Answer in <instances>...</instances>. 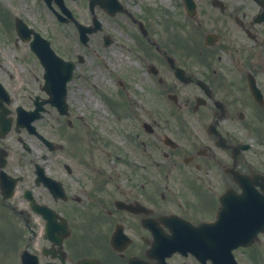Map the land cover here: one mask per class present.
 Instances as JSON below:
<instances>
[{
  "label": "flooded vegetation",
  "instance_id": "af4514ba",
  "mask_svg": "<svg viewBox=\"0 0 264 264\" xmlns=\"http://www.w3.org/2000/svg\"><path fill=\"white\" fill-rule=\"evenodd\" d=\"M48 2L0 0V10L16 42L18 18L28 38L36 30L77 59L56 49ZM93 2L97 48H145L141 78L174 110L163 124L131 122L134 156L102 155L108 135L71 108L81 88L72 93L68 82L53 100L29 40L26 59L15 48L0 61V264H217L230 252L239 264H262L264 0ZM85 15L73 13L87 26ZM88 69L91 83L124 101L127 66Z\"/></svg>",
  "mask_w": 264,
  "mask_h": 264
},
{
  "label": "rangeland",
  "instance_id": "374dc122",
  "mask_svg": "<svg viewBox=\"0 0 264 264\" xmlns=\"http://www.w3.org/2000/svg\"><path fill=\"white\" fill-rule=\"evenodd\" d=\"M68 5L70 8H73L76 12H79V15L82 16V19H87L88 17L85 15V12L82 7V3H80L78 0H67ZM38 10V9H37ZM39 13H46V11H43L42 9L39 8L38 10ZM78 14V13H77ZM2 18H5L4 21V30L2 29V24L1 20ZM44 22L46 20L53 22V19H51L50 16L43 17ZM46 19V20H45ZM8 17H6V14L4 11L0 10V36L1 34L8 35L10 39L13 38L14 33H12L9 28H8ZM51 35H53V38L55 39V42L57 45H55L56 49L62 54H66L67 52H70V50H75L76 53H79L82 48H80L78 45V41L76 39V32L72 28L68 27H62V26H52V32ZM55 35V37H54ZM97 39V40H96ZM8 40V39H7ZM5 40V38H2L0 40V61L4 60L6 61L9 59L10 54L16 55L15 48H19L18 50L20 51V54L17 52V56L26 59L27 58V52L25 48H27L26 44H17L16 47L12 46L10 42ZM75 40H76V45H75ZM128 41V40H127ZM98 43V38L94 36L89 41V44L94 46ZM101 49V48H100ZM94 50L97 52V55L94 53ZM10 52V53H9ZM84 54L85 58V63L82 65V68L80 67L78 70H76V78L70 83L71 86V92L73 93L72 90H76V88H81V90H76L75 93L79 94V100H74L73 98L70 99L71 101V108L72 110L76 113H80L83 116L84 125L87 127L90 126V123H96L97 126L99 124L102 125L103 127V134L105 132H111L112 135L114 132L115 138L119 139L118 132H120L121 129H127L129 132V139L124 142L125 138H120L121 139V144L124 146L119 149L120 152H125L124 155L121 156H134L136 154V148L133 146V143L131 141L132 137L135 134L134 127L131 126V122L137 120L144 119V116L142 115L143 111L149 110L151 112V119H156L158 122H162L164 120V113L162 114V111L159 106L158 108L155 106L153 102V97L150 93H147L146 90H144V86L146 85V82L142 80L141 77L144 78V74L141 72V68L139 65V61L141 60L140 55L136 60H132V56L129 55L127 52H123L121 49L117 48H102L100 52L98 51L97 48H89L85 49L84 52H81ZM108 64V66H112L115 63H117V66H127L129 68V77L135 82L138 83L139 90H134L131 92L130 88H126L129 91V94H125L129 98L130 104L134 106L136 105V111H137V117L133 120L132 115H129V117H125L124 115L120 117V119H117L114 114L110 113L105 105L102 104L100 97L96 95L94 92V89L90 86H87V84H91V81H93V74H91L90 68L91 65H101L103 62ZM96 81L100 80V77L97 75ZM149 86V85H148ZM79 91V92H78ZM93 93V94H92ZM77 99V97H76ZM95 103L97 107H100L98 109L95 108ZM101 104V106H100ZM139 106V107H138ZM106 110V114L101 112V109ZM140 108V109H139ZM98 113H100V116ZM144 114V113H143ZM124 121V122H123ZM121 126H124L123 128ZM117 129V130H116ZM98 150V149H97ZM99 153L104 155V154H109V156L114 152V147H108L107 150V145L106 146H100L99 148ZM110 151V152H109ZM113 155V154H112ZM111 155V156H112ZM119 170V169H117ZM264 260V258L262 259Z\"/></svg>",
  "mask_w": 264,
  "mask_h": 264
}]
</instances>
